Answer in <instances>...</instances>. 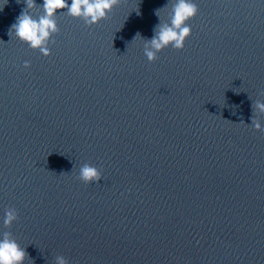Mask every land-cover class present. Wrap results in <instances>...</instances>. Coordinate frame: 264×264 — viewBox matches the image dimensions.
<instances>
[{"label":"water","instance_id":"water-1","mask_svg":"<svg viewBox=\"0 0 264 264\" xmlns=\"http://www.w3.org/2000/svg\"><path fill=\"white\" fill-rule=\"evenodd\" d=\"M173 3L58 9L45 55L10 30L43 0H0V231L23 264H264V0H196L149 60Z\"/></svg>","mask_w":264,"mask_h":264},{"label":"clouds","instance_id":"clouds-1","mask_svg":"<svg viewBox=\"0 0 264 264\" xmlns=\"http://www.w3.org/2000/svg\"><path fill=\"white\" fill-rule=\"evenodd\" d=\"M33 0H28V7ZM116 0H43L44 14L33 17L26 10H22L10 25L15 35L27 42L30 47L39 48L45 55L50 53L47 46L52 33L58 31L56 13L64 9L69 15L82 17L86 23L92 24L105 17ZM198 6L196 0H174L169 22L154 28L150 40L144 41V52L149 60L156 58L157 52L169 45L182 48L186 37L191 32V25L187 21L196 15ZM26 65L29 61L24 62ZM256 107L264 111V101L258 100ZM255 128H261L258 119L252 120ZM79 176L86 182L99 180L100 170L90 163L80 166ZM17 217V210L9 207L3 215V225H11ZM25 248L7 231H0V264H23ZM58 264H67L64 256H59Z\"/></svg>","mask_w":264,"mask_h":264}]
</instances>
